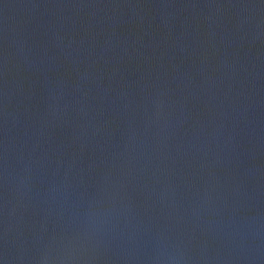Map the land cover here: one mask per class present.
Instances as JSON below:
<instances>
[{"label": "water", "instance_id": "95a60500", "mask_svg": "<svg viewBox=\"0 0 264 264\" xmlns=\"http://www.w3.org/2000/svg\"><path fill=\"white\" fill-rule=\"evenodd\" d=\"M0 264H264V0H0Z\"/></svg>", "mask_w": 264, "mask_h": 264}]
</instances>
